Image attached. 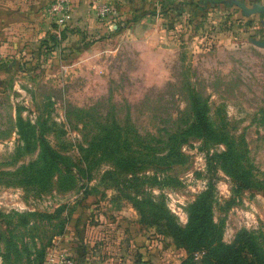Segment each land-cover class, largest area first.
Returning a JSON list of instances; mask_svg holds the SVG:
<instances>
[{
	"label": "rangeland",
	"instance_id": "rangeland-1",
	"mask_svg": "<svg viewBox=\"0 0 264 264\" xmlns=\"http://www.w3.org/2000/svg\"><path fill=\"white\" fill-rule=\"evenodd\" d=\"M51 1L32 0L30 22L12 33L0 24V264L75 261L74 247L78 264H208V249L190 258L154 227L158 210L187 228L197 201L202 237L235 249L226 264H264V12L156 4L144 12L166 39L152 46L134 30L142 13L108 36L74 38ZM193 96L202 134L224 138L190 139L180 160L154 162L165 151L144 140L187 130Z\"/></svg>",
	"mask_w": 264,
	"mask_h": 264
},
{
	"label": "trees",
	"instance_id": "trees-1",
	"mask_svg": "<svg viewBox=\"0 0 264 264\" xmlns=\"http://www.w3.org/2000/svg\"><path fill=\"white\" fill-rule=\"evenodd\" d=\"M189 101V108L192 110L191 114L193 118L189 120L187 130H169L166 127H162L154 132V135H152L153 137L150 136L148 140H144V143L147 144L149 142H154V146H151L154 148V151H165L163 154H154V162L155 160H161L162 162L173 163L180 160L177 148L181 143L190 139L204 138L218 141L224 138V136L219 133L206 132L205 134H202V131L205 130V127L207 126L206 116L204 115L203 109L199 108L200 103L198 98L193 96ZM44 151L47 157L57 156L55 151L48 145H46ZM239 179L240 178H237L238 181ZM199 203L200 202L197 201L191 206L189 220L185 226L187 228L184 229L176 226L172 221L170 222V220H168L165 212L162 213L158 210H154V227H164L168 229L176 243L188 251L190 258L194 257V254L197 252H205L208 249V254L205 257V259L208 260V264H226L234 254L235 249L224 247L222 244L216 247L212 246V238L209 239V236L202 237L201 233L207 225L205 224V220L203 221V213H197V211L203 209V204ZM161 207L162 206H159L157 209H160ZM252 255L253 260H255V254ZM187 262L188 261L182 262V264H187ZM189 264L193 263L191 262Z\"/></svg>",
	"mask_w": 264,
	"mask_h": 264
},
{
	"label": "crops",
	"instance_id": "crops-1",
	"mask_svg": "<svg viewBox=\"0 0 264 264\" xmlns=\"http://www.w3.org/2000/svg\"><path fill=\"white\" fill-rule=\"evenodd\" d=\"M107 1L115 4L119 10V17L113 19L98 18L94 11L96 3ZM155 1V3H154ZM72 14L68 25L64 28L69 36L77 38L81 35L82 38H87L90 34L105 35L110 34L117 29L116 20L131 14L142 13L138 20L133 23L134 30H137V36L141 37L145 42L154 46L158 41H165V30L161 24H154V15L144 12L147 8H152L154 5H171L173 0H71ZM32 0H0V24L4 26L7 33L15 31L14 24L28 23L31 17ZM110 20V21H107ZM62 27V26H61ZM62 28V30L64 29ZM85 30L87 32H85ZM89 33V34H88ZM88 35V36H87ZM169 47L165 52L168 53ZM172 52V50H170ZM80 248L74 247L72 255L78 264L80 262L78 252ZM123 261V259H121ZM127 260L124 258V261ZM112 263V262H111ZM124 263V262H123ZM122 263V264H123Z\"/></svg>",
	"mask_w": 264,
	"mask_h": 264
},
{
	"label": "built area",
	"instance_id": "built-area-1",
	"mask_svg": "<svg viewBox=\"0 0 264 264\" xmlns=\"http://www.w3.org/2000/svg\"><path fill=\"white\" fill-rule=\"evenodd\" d=\"M50 10L58 25H65L71 18L72 2L71 0H52L50 4ZM94 11L96 16L101 19L119 17L118 7L115 4L107 1L96 3L94 6ZM52 261H54V264H75V261L72 257H59L53 259Z\"/></svg>",
	"mask_w": 264,
	"mask_h": 264
},
{
	"label": "water",
	"instance_id": "water-1",
	"mask_svg": "<svg viewBox=\"0 0 264 264\" xmlns=\"http://www.w3.org/2000/svg\"><path fill=\"white\" fill-rule=\"evenodd\" d=\"M229 3L236 4L239 7L242 8V11L244 14H250V13H258V12H264V5H258L255 4L252 8H246L243 3L239 2L238 0H229ZM255 44L258 46L264 48V40L255 41Z\"/></svg>",
	"mask_w": 264,
	"mask_h": 264
}]
</instances>
